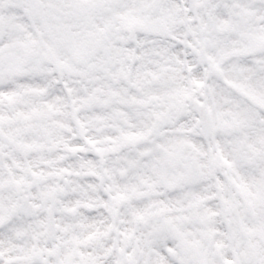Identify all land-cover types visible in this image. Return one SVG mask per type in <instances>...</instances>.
<instances>
[{"label": "snow or ice", "instance_id": "obj_1", "mask_svg": "<svg viewBox=\"0 0 264 264\" xmlns=\"http://www.w3.org/2000/svg\"><path fill=\"white\" fill-rule=\"evenodd\" d=\"M0 264H264V0H0Z\"/></svg>", "mask_w": 264, "mask_h": 264}]
</instances>
